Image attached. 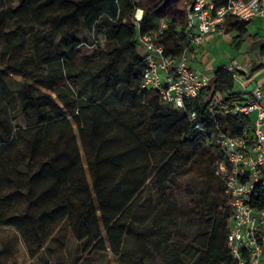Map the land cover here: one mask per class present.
Segmentation results:
<instances>
[{"label":"trees","instance_id":"trees-1","mask_svg":"<svg viewBox=\"0 0 264 264\" xmlns=\"http://www.w3.org/2000/svg\"><path fill=\"white\" fill-rule=\"evenodd\" d=\"M169 1L144 6L135 23L139 6L133 0H0L4 69L22 79L0 73V177L9 169L3 151L12 152L24 138L29 145L23 156L28 177L22 182L29 191L23 218L29 226L22 233L36 244L38 259H43L47 238L63 224L82 245L81 252L75 248V264L83 255L105 250L102 230L108 237L121 231L111 246L116 254L123 229L154 222L161 236L171 234L187 245L194 264H236L226 244L230 212L214 168L221 153L211 135L218 131L241 135L251 120L233 113L245 100L235 92V80L224 68L215 71L212 83L197 98L185 101L184 109L165 105L156 92L140 88L144 63L138 52L139 35L156 30L160 19L171 17L163 18L167 28L158 44L172 57L188 47L183 11L162 12ZM211 1L216 8L227 2ZM225 24L236 32L239 48L248 37L249 23L228 18ZM82 29L88 34L98 30L111 45L101 68L82 65L84 44L72 36ZM247 48L249 53L259 49L264 54L257 35ZM25 50L31 52L37 69L32 73L13 61ZM103 71L110 76L103 80L99 96ZM20 116L26 127L13 131L12 123ZM181 190L189 201L177 205L173 194ZM35 204L43 207L40 213L31 209ZM251 206L264 208V191L252 196ZM0 221L15 225L9 219Z\"/></svg>","mask_w":264,"mask_h":264},{"label":"built area","instance_id":"built-area-1","mask_svg":"<svg viewBox=\"0 0 264 264\" xmlns=\"http://www.w3.org/2000/svg\"><path fill=\"white\" fill-rule=\"evenodd\" d=\"M142 13L135 10V23ZM183 14L188 47L179 57L166 56L157 42L167 28L163 18L156 30L138 36V52L144 63L140 88L156 92L163 104L175 109H184L185 101L197 98L214 77L195 70L187 50H196L209 35L222 32L228 18L248 23L264 19V0H227L219 8L211 0H188ZM224 69L241 83L234 63ZM233 113L250 118L248 130L237 136L219 131L211 135L221 153L214 165L215 175L223 183L230 212L226 244L236 264H264V208L251 206L252 196L264 191V88L255 87Z\"/></svg>","mask_w":264,"mask_h":264},{"label":"rangeland","instance_id":"rangeland-1","mask_svg":"<svg viewBox=\"0 0 264 264\" xmlns=\"http://www.w3.org/2000/svg\"><path fill=\"white\" fill-rule=\"evenodd\" d=\"M188 0H171L169 1L162 12L170 14L180 8L183 11L185 2ZM137 4L138 9L144 10V6H152L155 0H133ZM166 20L171 17H163ZM221 31L228 32L227 24L221 26ZM76 38H79L84 46L80 49L82 56V65L90 68L96 65L104 66L107 62L106 54L110 51L111 45L107 44L100 36V32L95 30L93 33H87L84 29L74 32ZM236 32L232 31L228 34L227 39L225 37L216 38L221 43V47L217 46L213 48L211 57L215 58L216 64L225 59L227 61L232 56H236L238 51L233 50L232 42ZM95 40L99 44H95ZM248 45V44H247ZM21 62L23 67L29 72L36 71V66L31 63V52L25 50L21 53L17 60ZM7 63L6 57L0 54V73L13 80L22 82V79L4 69V65ZM123 62L118 64V68L121 69ZM110 75L103 71L101 73L100 82L98 84V95L101 96L104 92L105 81ZM85 82L81 81V85ZM38 90L45 91L39 86L33 85ZM84 87L81 88V91ZM46 92V91H45ZM3 103L0 101V109ZM119 110L124 111L125 107H119ZM13 131L18 129H25L26 124L24 118L20 116L17 121L12 123ZM14 147L13 151L8 153L6 149L3 151L6 155L7 165L9 169L7 171H1V190H0V220H11L14 226H4L0 221V262L3 264H72L73 254L75 248L78 246V252H81V246L76 243L72 233L65 225H61L60 229L52 237L47 238L45 241V247L43 249V259L36 257V244L33 243L31 238L27 235H23L22 231L27 230L29 226L28 219L23 218L25 208L28 205V199L25 194L29 189L25 186L22 180L26 179L23 156L26 154L29 145L25 142L24 138L21 139ZM78 144H80L78 142ZM79 151L82 158V165L86 173L88 182H91V178L87 169L85 155L81 148ZM1 154V153H0ZM14 161L11 163L10 158ZM16 168V170H14ZM35 170L34 168H32ZM34 171H30L33 173ZM35 192V191H34ZM145 192L144 196H147ZM173 198L176 204L179 205L182 202H188L189 196L184 191H175ZM177 204V205H178ZM36 213H40L43 209L38 204L31 206ZM164 226V225H163ZM167 226V227H166ZM167 230L170 225L165 223ZM104 237L105 250L98 255H83L75 264H194V258L192 252H189L187 245L177 242L173 235L170 234L168 238L161 236V230L154 227V222H148L144 225L134 224L128 228L123 229L120 250L114 254L111 250L112 244L116 243L117 236L121 231L118 229L116 235L108 237L102 230Z\"/></svg>","mask_w":264,"mask_h":264},{"label":"crops","instance_id":"crops-1","mask_svg":"<svg viewBox=\"0 0 264 264\" xmlns=\"http://www.w3.org/2000/svg\"><path fill=\"white\" fill-rule=\"evenodd\" d=\"M246 31L248 37L241 43L239 48L235 47V39L232 42L233 50L238 51L236 56L230 57L227 61H224L225 59H223L219 65L216 64L215 58L211 57V52L213 48H216L217 46L221 47V43L218 42L216 38L225 37L227 39L228 34L232 32L231 30L225 34L222 31L220 33L209 35L204 43L196 50L188 49L186 52L190 65L195 70L203 72L211 77L214 76L217 69L224 68L228 64L234 63L237 78L241 81V83L235 81V92L244 100H247L249 93L255 87L264 88V54H261L259 49L249 53L247 48V44L251 42L252 37L255 35H257L258 40L264 44V19H257L250 22ZM72 36L76 38L74 32L72 33ZM76 39L80 40L79 38Z\"/></svg>","mask_w":264,"mask_h":264}]
</instances>
